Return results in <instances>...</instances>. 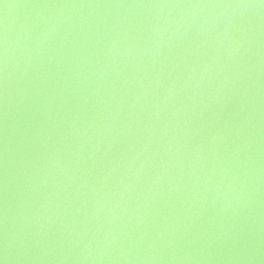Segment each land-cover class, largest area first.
<instances>
[{
  "label": "water",
  "instance_id": "1",
  "mask_svg": "<svg viewBox=\"0 0 264 264\" xmlns=\"http://www.w3.org/2000/svg\"><path fill=\"white\" fill-rule=\"evenodd\" d=\"M0 264H264V0H0Z\"/></svg>",
  "mask_w": 264,
  "mask_h": 264
}]
</instances>
